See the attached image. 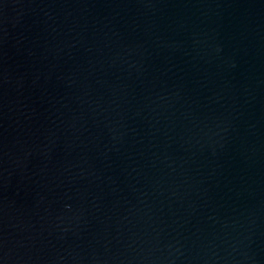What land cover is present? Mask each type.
<instances>
[{"label":"water","instance_id":"1","mask_svg":"<svg viewBox=\"0 0 264 264\" xmlns=\"http://www.w3.org/2000/svg\"><path fill=\"white\" fill-rule=\"evenodd\" d=\"M0 264H264V0H0Z\"/></svg>","mask_w":264,"mask_h":264}]
</instances>
